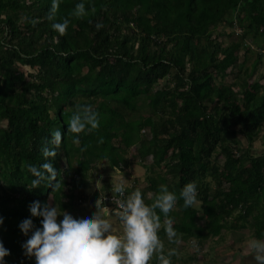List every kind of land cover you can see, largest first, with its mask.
<instances>
[{"label": "trees", "instance_id": "16d2710c", "mask_svg": "<svg viewBox=\"0 0 264 264\" xmlns=\"http://www.w3.org/2000/svg\"><path fill=\"white\" fill-rule=\"evenodd\" d=\"M81 2L89 11L83 19L73 15ZM52 3L0 0L6 264H35L23 254L27 237L19 229L24 219L39 226L29 211L33 201L51 198L59 211H75L90 197L95 167L122 169L132 148L140 161L152 157L153 194L165 185L179 197L184 185L196 183L199 206L184 208L178 199L170 213L182 241L245 228L264 240V153H254L259 138L264 144V74L252 80L264 55L258 52L251 69L248 55L236 64L240 49L250 53L248 40L264 51V0H59L54 22L69 21L63 36L48 19ZM223 23L242 31L227 47L213 39ZM87 106L99 113V128L77 137L68 122ZM45 164L56 168V179L34 186L30 167L46 174ZM159 235L165 240L163 227Z\"/></svg>", "mask_w": 264, "mask_h": 264}, {"label": "clouds", "instance_id": "9594fccd", "mask_svg": "<svg viewBox=\"0 0 264 264\" xmlns=\"http://www.w3.org/2000/svg\"><path fill=\"white\" fill-rule=\"evenodd\" d=\"M58 8L59 0H53L48 19L53 21V29L63 36L66 35L69 21L64 19L59 23L54 22ZM91 11L94 12L95 9ZM73 15L81 19L88 16L85 3H78ZM102 26L97 23V30ZM98 128L99 113L91 106L76 112L68 122V131L77 137L86 130L90 132ZM74 142L79 143V140ZM43 167L46 174L30 167V171L37 176L32 181L34 186L38 187L45 180L51 182L56 179L57 170L52 164H45ZM124 183L121 181L113 189L121 198L117 201L116 215L122 226V234H114L113 224L101 216L99 211L90 217L75 218L67 211H59L49 202L42 204L35 200L30 204L29 211L31 217L39 220V226L33 223V219H24L19 224L21 233L27 237L21 245L23 254L29 259L34 258L35 264H150L153 257L159 264H172L171 257L177 255V251L171 249L165 254L164 242L159 232L163 227L169 242L177 245L182 243V234L175 230V220L170 213L176 207L178 199L184 201V208L199 203L196 183L184 185L179 197L169 191L167 186L161 185L157 193L149 194L153 197L151 204L145 203L139 189L126 195ZM49 186L59 187L58 184L51 183ZM108 194L110 192L101 196ZM157 209L163 215V223ZM3 222V217L0 216V226ZM246 243V251L253 256L256 264H264V240L252 238ZM193 247L196 248L195 241ZM10 255V250L0 240V264H6V257Z\"/></svg>", "mask_w": 264, "mask_h": 264}, {"label": "rangeland", "instance_id": "374dc122", "mask_svg": "<svg viewBox=\"0 0 264 264\" xmlns=\"http://www.w3.org/2000/svg\"><path fill=\"white\" fill-rule=\"evenodd\" d=\"M240 29L232 30L228 25L221 24L216 30L213 36L217 42H219L223 47H227L231 45L234 41L240 40L241 35ZM219 37V39L217 38ZM253 40V39H252ZM249 46L250 53H247L246 49H240L238 52L239 63L245 62L246 56H249V60L247 62V67L252 68V64L258 60V52H262L264 55V51H261L257 44H254L251 40L247 41ZM261 44V43H260ZM260 60V66L258 67V71L255 75L252 76V80L256 79L264 74V57ZM21 70L25 74L34 73L32 67L20 66ZM224 81H230V78ZM223 81L221 78H217V83ZM264 83V81H263ZM164 81L159 82L156 88L160 89ZM264 134V130L261 135ZM241 141V145L243 147L247 146V142L243 140V137H239ZM254 153L261 154L264 153V144L261 138H259L254 144ZM137 151L132 148L127 153V165H123L122 169H109L108 162L100 163L95 167L92 171L93 176L90 181L91 187L88 190V194L90 197L87 202L80 207H78L75 211L70 212L75 218H85L92 216L96 211H99L101 216L110 220L113 224L114 234H122V226L119 223L118 217L112 211L108 209H103L98 207L97 205V197L100 194H105L108 192H112L114 186L124 181V186L127 189L131 187H135L140 191L145 193V199L148 200L151 197L150 193L153 194L150 187L149 178L158 174L155 173L153 169L150 171L148 166L152 164V157H147L145 161H140L135 157ZM159 171H163L162 168H157ZM161 174V173H160ZM87 194V195H88ZM145 200V201H146ZM49 203L53 204V200L50 198ZM56 206L55 204H53ZM196 207L199 206V203L195 204ZM62 219V217H61ZM162 229V228H161ZM252 231L250 228H245L237 231H223L221 234V238H210L207 242H196V240H190L188 243L182 241L181 244L173 247L177 251V255L175 261H172V264H256L253 256L248 253L247 250V241L252 239ZM164 242V251L167 254L172 245L168 241L167 236ZM196 243V248L193 247V242ZM198 249V250H197ZM155 257H153L152 261ZM193 258L194 260H189Z\"/></svg>", "mask_w": 264, "mask_h": 264}, {"label": "built area", "instance_id": "2783aa9c", "mask_svg": "<svg viewBox=\"0 0 264 264\" xmlns=\"http://www.w3.org/2000/svg\"><path fill=\"white\" fill-rule=\"evenodd\" d=\"M121 199L118 194L111 193L108 195H104L99 197L97 200V205L103 206V209H108L109 211H112L114 214L118 211V205L117 201Z\"/></svg>", "mask_w": 264, "mask_h": 264}]
</instances>
